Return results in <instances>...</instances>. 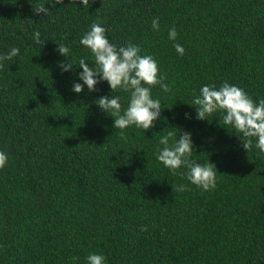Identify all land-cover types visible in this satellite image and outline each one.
<instances>
[{
  "label": "trees",
  "instance_id": "1",
  "mask_svg": "<svg viewBox=\"0 0 264 264\" xmlns=\"http://www.w3.org/2000/svg\"><path fill=\"white\" fill-rule=\"evenodd\" d=\"M89 3L63 0L45 16L29 0H0V54L20 49L0 67V264H87L90 253L106 264H264V152L255 138L246 152L223 113L198 120L190 106L202 86L224 82L264 99V0ZM94 21L117 48L138 45L157 62L171 91L151 89L163 106L154 127L113 128L95 101L120 96L123 114L130 93L107 81L72 91L81 58L96 68L80 44ZM66 59L73 68L62 71ZM173 127L191 133L197 163L215 164V189L157 160Z\"/></svg>",
  "mask_w": 264,
  "mask_h": 264
},
{
  "label": "clouds",
  "instance_id": "2",
  "mask_svg": "<svg viewBox=\"0 0 264 264\" xmlns=\"http://www.w3.org/2000/svg\"><path fill=\"white\" fill-rule=\"evenodd\" d=\"M29 2L35 14L45 16L49 14L51 8H55L57 4H63V0H35V3L29 0ZM46 3L50 7H45ZM79 3L83 7H90L89 0H79ZM152 28L159 30L158 18L153 19ZM177 35L175 27L169 29L170 40H176ZM39 37L40 33L35 32L36 43H40ZM80 44L90 50L96 68L90 67L85 58H81L78 66L82 71L78 78L83 83L74 82L72 91L79 94L85 86L89 92L96 91L98 83L107 81L111 92L122 89L130 93V100L123 114H121L120 96H102L95 101L103 112L114 118L113 128L124 130L135 125L145 131L154 127L161 116L163 106L159 99L152 98L151 89L159 85L162 91H171L170 86L164 83L166 78L159 75L158 64L154 58L151 55L141 56L140 47L132 43H128L126 47L117 48L107 39L106 29L96 21L82 36ZM174 48L179 55H184L185 50L180 44H174ZM56 51L65 58L70 52L64 44H58ZM19 52L18 47H13L8 53L0 54V67L3 66L4 61H11ZM59 66L62 71L73 68V64L68 60L67 63L60 62ZM190 106L195 107L198 120H208L209 116L217 112L223 113V125L231 126L241 134L238 137L246 152L252 148L253 138L256 141L255 146L264 152V99L257 103L242 88L224 82L219 88L215 84L202 86L198 95L193 93ZM185 118H190L188 113H185ZM173 128L174 131H168L160 137L159 143L163 147L158 150L157 160L173 174L184 176L198 188L204 191L215 189L218 173L215 164L209 160L205 163H197V160L193 159L194 147L191 133ZM7 161V154L0 151V169L5 167ZM181 167L186 168L187 172L178 173L177 170ZM186 190H190L186 185H179L176 188V191L180 192ZM86 259L87 264H106V258L102 254L90 253Z\"/></svg>",
  "mask_w": 264,
  "mask_h": 264
}]
</instances>
